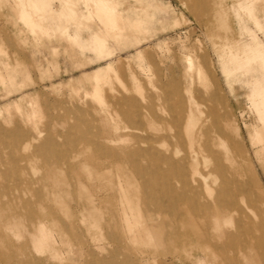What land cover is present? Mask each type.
<instances>
[{"label": "rangeland", "instance_id": "rangeland-1", "mask_svg": "<svg viewBox=\"0 0 264 264\" xmlns=\"http://www.w3.org/2000/svg\"><path fill=\"white\" fill-rule=\"evenodd\" d=\"M189 108L239 127L195 192L146 153ZM0 264H264V0H0Z\"/></svg>", "mask_w": 264, "mask_h": 264}, {"label": "bare ground", "instance_id": "bare-ground-1", "mask_svg": "<svg viewBox=\"0 0 264 264\" xmlns=\"http://www.w3.org/2000/svg\"><path fill=\"white\" fill-rule=\"evenodd\" d=\"M246 38L248 37L245 36V39ZM231 44L233 45L232 48L235 50L234 54L236 56H240L242 58H249L252 56L259 57L258 50L250 41H245L240 44H238L237 41L236 43ZM179 105L180 107L183 106L181 101H179ZM143 109L144 114L142 116L149 118L153 117L152 108L149 105H143ZM196 126L197 123H195V115L191 108L187 109L183 119H180V115L178 116V114L173 115V132L170 135L171 141L169 140L170 143L165 147V151L162 152L156 148L148 149V147L146 150L148 156L157 157L161 161L165 162L168 170H173L178 176L180 185L193 192L204 187H207L208 189L211 188L208 186L209 178H214L216 172L223 169L225 160H231L230 149L225 148V151L221 152L217 149V146H224V144H226L227 141L224 142L226 130L233 129L237 132L239 130L236 121L225 123L224 126L214 128L212 130H205L203 127L196 128ZM150 138L154 137L151 135L148 139L146 138L147 140H145V143H149ZM217 141H219V144ZM157 143L161 142L157 141ZM200 157H202L204 161H210V159L213 160V166L207 165V172L200 170L202 166L199 169ZM230 186V183L224 179L216 189H211L214 194H212V201L207 205L215 208L216 210H221L222 208L229 209L233 207L236 204V197L235 194L231 192ZM229 196H231V198H229Z\"/></svg>", "mask_w": 264, "mask_h": 264}]
</instances>
